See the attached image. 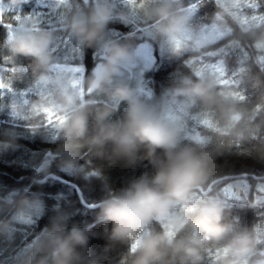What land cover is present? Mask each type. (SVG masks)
Listing matches in <instances>:
<instances>
[{
    "label": "trees",
    "instance_id": "trees-1",
    "mask_svg": "<svg viewBox=\"0 0 264 264\" xmlns=\"http://www.w3.org/2000/svg\"><path fill=\"white\" fill-rule=\"evenodd\" d=\"M0 2L6 3L0 16V264H55L54 253L43 242L50 231L64 235L73 227L82 230L86 243L75 249L72 264H135L138 247L148 234L162 235L173 245L201 241L196 246L198 259L165 246L156 264H264V192L255 188L264 185V0H180L178 7L177 0H107L112 19L91 46L72 37L66 25L74 14L87 13L96 0ZM161 7L168 9V19L187 8L195 10L196 16L191 14L182 31L169 39L159 31L168 19L149 16ZM44 32L53 37L46 71L33 58L12 51V41L19 34ZM144 44L151 47L154 62L141 70L143 76L134 65L121 64L103 92L88 87L90 77L106 62V45L125 46L132 52ZM52 65L80 66L83 74L52 72ZM65 74L80 81L72 87ZM44 77L51 81H43ZM184 80L213 81L217 85L211 90L214 103H190L178 94ZM123 86L161 122L176 129L174 153L190 151L206 161V179L192 189L188 204H174L163 221L151 220L128 239L117 241L110 238L111 223L98 220L99 207L85 208L77 191L85 204L96 205L142 177L151 180L169 161V154L159 149L149 158L141 146L129 160L114 155L111 144L100 156L87 144L101 123L113 127L124 122L128 103L110 98L113 89ZM50 87L52 97L45 94ZM31 88L41 90L34 98L38 107L54 106L57 112L38 111L31 124L7 119L17 113L9 101L20 100V92ZM105 109L108 116L98 122L97 115ZM78 112L87 117V131L76 141L80 145L76 170L65 172L57 167L58 149L70 139L64 124ZM46 151L57 157L37 174L35 168ZM233 181L248 183V191L236 188L237 200L223 191ZM208 187V195H202ZM21 200L39 201L42 210L17 217ZM209 204L220 208L216 222L222 230L219 239L209 238L205 230H193L185 222L193 210ZM242 241L247 243L248 255L237 260L228 249Z\"/></svg>",
    "mask_w": 264,
    "mask_h": 264
},
{
    "label": "clouds",
    "instance_id": "clouds-1",
    "mask_svg": "<svg viewBox=\"0 0 264 264\" xmlns=\"http://www.w3.org/2000/svg\"><path fill=\"white\" fill-rule=\"evenodd\" d=\"M112 15L107 0H96V4L87 13L74 14L66 27L80 43L91 46L100 39ZM149 16L165 20L168 19L169 12L167 8L161 7ZM182 29L183 21L174 18L168 19V23L159 31L162 36L171 39ZM52 42L53 37L46 32L35 35L22 33L12 41V51L33 58L39 67L46 71L50 62L48 53ZM105 50L106 62L100 72L94 73L88 81V87L95 92H103L119 66L132 59L131 51L125 46L106 45ZM213 87L214 82L211 80L205 83L184 80L183 85L176 91L190 103L200 102L205 106H211L214 103L211 95ZM110 98L117 102H127L128 111L121 125L105 127L101 123L96 134L86 141L89 147L95 150L96 155H103V149L107 144L112 145L114 155L129 160L134 158L141 146L147 149L149 158L157 149L169 154L168 164L160 168L151 180L142 177L118 195L100 202L98 220L111 223V239L124 241L151 220H162L172 205L185 203L192 189L199 187L206 179V161L190 151L174 153L177 147L176 129L161 122L137 102L129 88L113 89ZM108 114L107 109L100 112L97 121L102 122ZM63 127L65 135L70 139L58 149L57 167L65 172H74L80 147L76 141L86 135L87 117L83 112L74 113ZM48 166L47 162H42L40 170L46 171ZM39 210H42L39 201L21 200L17 203L16 215L21 217ZM219 218L220 209L209 204L193 210L185 222L190 223L193 230L204 229L209 233V238L219 239L222 231L216 226ZM56 227L54 224L53 229ZM43 243L54 253L55 264H72L75 249L85 245L86 237L82 230L73 227L64 235L58 234L55 230L50 231ZM200 243L199 240H191L187 244L173 245L162 235L148 234L138 247L135 264H156L162 257L161 248L165 246L171 247L174 253L183 252L186 256L198 259L196 246ZM228 250L237 260L246 257L249 251L243 241Z\"/></svg>",
    "mask_w": 264,
    "mask_h": 264
},
{
    "label": "rangeland",
    "instance_id": "rangeland-1",
    "mask_svg": "<svg viewBox=\"0 0 264 264\" xmlns=\"http://www.w3.org/2000/svg\"><path fill=\"white\" fill-rule=\"evenodd\" d=\"M86 3L89 0H84ZM93 2L95 0H92ZM174 1V0H173ZM180 0H177V7L179 6ZM6 9V6L4 4H2L0 2V16L2 14V12ZM189 10V11H187ZM185 12H183L180 16H174V18H179L183 21V24H185V22H187L188 20H190L191 18V14H193L194 16H196V12L195 10L192 9H188ZM189 13L188 19L186 20L184 17L187 16V13ZM173 18V19H174ZM132 59L129 62L123 63L126 66H130V65H134V67H136L137 69V73H141L143 76V73L141 72L142 69H144L145 67H150L152 66L153 62H154V57H153V53H152V49L149 45L144 44L139 46L138 48H136L135 50H133L132 52ZM52 72H65V71H70L72 73H76L78 76L83 74V69L80 66H61V65H52L49 68ZM99 70V69H98ZM0 71H1V67H0ZM100 72V70H99ZM98 72V73H99ZM67 76V80L70 83V86H74V84H77L78 77L76 76H72L70 74H65ZM55 77V75L53 76ZM43 81H47L50 82L51 78L50 77H44ZM61 85V84H60ZM47 87V85H46ZM0 88H1V75H0ZM65 88L67 89L68 86H65ZM51 87L45 91L46 96H53V94L50 92ZM36 91H41L39 90V88H31L28 90H22L20 93H22L21 95V99H11L9 101V106L11 107L12 110H14L17 113H14L13 115L10 114L9 115V120H12L13 122L16 121V123H21V124H31V123H35L36 121H32V118L34 117V115L38 112V111H45V113H50L53 114L55 112H57V109L54 108V106L51 107H38L36 105V103L34 102V98L37 95ZM3 94V93H2ZM2 97L1 93H0V98ZM169 120V119H168ZM39 121V120H38ZM166 124V123H165ZM244 187V191H248V183L245 181H233L232 183L226 185L223 187V191H225V194L227 195L228 198H234V199H238L240 198V196L235 193V191L237 190L236 188H242ZM257 190L260 189L262 192H264V185L262 186V184H258L255 187ZM236 189V190H235ZM263 199H264V195H262ZM189 200V198L187 199ZM135 245H133V249L135 250Z\"/></svg>",
    "mask_w": 264,
    "mask_h": 264
},
{
    "label": "bare ground",
    "instance_id": "bare-ground-1",
    "mask_svg": "<svg viewBox=\"0 0 264 264\" xmlns=\"http://www.w3.org/2000/svg\"><path fill=\"white\" fill-rule=\"evenodd\" d=\"M140 1V0H139ZM72 2V1H71ZM258 2V1H257ZM262 2H263V0H262ZM10 3V2H9ZM16 3V2H15ZM22 3V2H21ZM20 3V4H21ZM26 2H24V4H25ZM241 3V2H240ZM264 3V2H263ZM4 4H6V3H4ZM262 6V5H261ZM45 7V6H44ZM43 8V7H42ZM39 9V8H38ZM76 9V8H75ZM74 9V10H75ZM257 9H259V8H257ZM264 8H262V11H264L263 10ZM17 10V9H16ZM32 10V9H31ZM33 10H34V8H33ZM46 10V9H45ZM8 11V10H7ZM47 11V10H46ZM251 11V10H250ZM253 11V10H252ZM10 12V11H9ZM237 12V11H236ZM247 12H249V11H247ZM246 12V13H247ZM35 13V12H34ZM54 13V12H53ZM52 13V14H53ZM256 13V12H255ZM11 14V13H10ZM6 15V14H5ZM14 15V14H13ZM50 16V15H49ZM56 16H57V14H56ZM2 17V16H1ZM19 17V16H18ZM54 17V16H53ZM24 18V17H23ZM22 19V18H21ZM54 19V18H53ZM264 19V18H263ZM3 20H4V17H3ZM2 20V21H3ZM13 20V19H12ZM6 22V21H5ZM21 22V21H20ZM47 22H48V20H47ZM17 25H18V23H17ZM44 26V25H43ZM50 26V25H49ZM52 26H55V25H52ZM57 26V25H56ZM3 30V29H2ZM9 30V29H8ZM52 31V30H51ZM28 32V31H27ZM63 33H65V32H63ZM4 34H5V32H4ZM56 35V34H55ZM61 35V34H60ZM72 37H74V36H72ZM62 40V39H61ZM247 41V40H246ZM69 42V41H68ZM100 42V41H99ZM66 43V42H65ZM10 44H11V42H10ZM69 44V43H68ZM78 44V43H77ZM1 46V45H0ZM6 46V45H5ZM7 47V46H6ZM82 47V46H81ZM250 47V46H249ZM10 48V47H9ZM102 48V47H101ZM3 49V48H2ZM74 49V48H73ZM251 49V48H250ZM70 50V49H69ZM5 51V50H4ZM62 51V50H61ZM85 52V51H84ZM231 53V52H230ZM16 54V53H15ZM59 54V53H58ZM222 54V53H221ZM232 54V53H231ZM237 54V53H236ZM235 54V55H236ZM52 55V54H51ZM224 55H225V53H224ZM15 56V55H14ZM20 56V55H19ZM75 56V55H74ZM78 56V55H77ZM240 56V55H239ZM238 56V57H239ZM2 57V56H1ZM18 57V56H17ZM226 57V56H225ZM235 57V56H234ZM237 57V56H236ZM235 57V58H236ZM30 58V57H29ZM76 58V57H75ZM66 59V58H65ZM77 59V58H76ZM226 59V58H225ZM234 58H233V56H232V60H233ZM234 60H236V59H234ZM5 61V60H4ZM230 61H231V59H230ZM240 61V60H239ZM244 61V60H243ZM246 61V60H245ZM33 62H34V60H33ZM36 62V61H35ZM229 62V61H228ZM233 62V61H232ZM233 63H235V62H233ZM230 64V63H229ZM219 65V64H218ZM234 65H236V64H234ZM35 67V66H34ZM40 68V67H39ZM215 70V69H214ZM216 71V70H215ZM221 72V71H220ZM218 73V72H217ZM248 73V72H247ZM9 74V73H8ZM11 74H13V73H11ZM228 74H229V72H228ZM218 75V74H217ZM204 76V75H203ZM214 76H215V74H214ZM216 77V76H215ZM226 77V76H225ZM224 77V78H225ZM246 77V76H245ZM223 78V77H222ZM221 79V78H220ZM215 86V85H214ZM217 86V85H216ZM215 86V87H216ZM219 86V85H218ZM124 87V86H123ZM221 88V87H220ZM228 92V91H227ZM227 92H226V94H227ZM91 94V93H90ZM220 94V93H219ZM219 96V95H218ZM220 97H222V96H220ZM222 100V99H221ZM78 102V101H77ZM76 104H78V103H76ZM192 105V104H191ZM190 105V106H191ZM103 106V105H102ZM111 106H113V105H111ZM104 107H105V105H104ZM108 109H110V108H108ZM118 111V110H117ZM118 113V112H117ZM121 117V116H120ZM1 118V117H0ZM6 121V120H5ZM4 120H3V122H5ZM107 122V121H106ZM8 123V122H7ZM3 124V123H2ZM5 124V123H4ZM0 126H1V123H0ZM108 126V125H107ZM5 133V132H4ZM5 134H7V133H5ZM12 134V133H11ZM198 134V133H197ZM2 135V134H1ZM9 135V134H8ZM17 135V134H16ZM3 136V135H2ZM21 136V135H20ZM13 137V136H12ZM11 137V138H12ZM17 137H19V134L17 135ZM21 138V137H20ZM192 138V137H191ZM2 139V138H1ZM14 139V138H13ZM23 139V138H22ZM68 139V138H67ZM12 140V139H11ZM17 140H18V138H17ZM10 141V140H9ZM22 141V140H21ZM61 141V140H60ZM58 142V141H57ZM17 143V142H16ZM53 143H55L54 141H53ZM6 144H8V143H6ZM6 145H4V147H5ZM9 146V145H8ZM21 146V145H20ZM14 147V146H13ZM13 147H11V148H13ZM10 148V146L8 147V148H6V150H8ZM16 147H14V149H15ZM19 148H21V147H19ZM1 149V148H0ZM22 149V148H21ZM13 150V149H12ZM16 150H18V148H16ZM23 150V149H22ZM21 150V151H22ZM1 151V150H0ZM26 151V150H25ZM13 152V151H12ZM14 152H16V151H14ZM19 152V151H18ZM22 152H24V151H22ZM8 153V152H7ZM6 153V154H7ZM9 153H11V152H9ZM8 153V154H9ZM26 153H27V151H26ZM3 154V153H2ZM2 154H0V155H2ZM13 155V154H12ZM16 155V154H15ZM22 156V155H21ZM2 157V156H1ZM24 159V158H23ZM1 161V160H0ZM20 161V160H19ZM22 162V161H21ZM19 163V162H18ZM3 166V165H2ZM15 167V166H14ZM14 167H11V168H14ZM19 167H20V164H19ZM8 168H10V167H8ZM25 168V167H24ZM20 169H22V168H20ZM29 169V168H28ZM17 170H19V169H17ZM24 170V169H23ZM13 171V170H12ZM22 171V170H21ZM51 174V173H50ZM37 175V174H36ZM263 178V177H262ZM262 182V181H261ZM14 183V182H13ZM57 187V186H56ZM12 189V188H11ZM59 189V188H58ZM236 190V189H235ZM241 190V189H240ZM1 193V192H0ZM5 193V192H4ZM242 193V192H241ZM241 193H239V194H241ZM258 193V192H257ZM57 196H59V195H57ZM7 197V196H6ZM61 198V197H60ZM191 198V197H190ZM208 200V199H207ZM204 201H205V199H204ZM209 201V200H208ZM200 202V201H199ZM254 202V201H253ZM258 202V201H257ZM186 203H187V201H186ZM191 203V202H190ZM202 203V202H201ZM188 204V203H187ZM192 204V203H191ZM206 204V203H205ZM252 205V204H251ZM173 206V205H172ZM178 206V205H177ZM200 206V205H199ZM219 207V206H218ZM262 207V206H261ZM183 208V207H182ZM220 209V208H219ZM261 209V208H260ZM170 210V209H169ZM172 210V209H171ZM223 210V209H222ZM186 212V211H185ZM178 213V212H177ZM177 220V219H176ZM162 221H163V219H162ZM154 222V221H153ZM152 222V223H153ZM172 223V222H171ZM223 228V227H222ZM154 229V228H153ZM201 230V229H200ZM204 230V229H203ZM174 231V230H173ZM6 233V232H5ZM13 235V234H12ZM257 236V235H256ZM264 236V235H263ZM255 237V236H254ZM205 239V238H204ZM200 241V240H199ZM256 241H258V240H256ZM247 244V243H246ZM252 246V245H251ZM206 249V248H205ZM257 252V251H256ZM46 259V258H45ZM242 259V258H241ZM240 259V260H241ZM237 262V261H236ZM215 263V262H214ZM228 264V263H227Z\"/></svg>",
    "mask_w": 264,
    "mask_h": 264
},
{
    "label": "built area",
    "instance_id": "built-area-1",
    "mask_svg": "<svg viewBox=\"0 0 264 264\" xmlns=\"http://www.w3.org/2000/svg\"><path fill=\"white\" fill-rule=\"evenodd\" d=\"M56 157H57L56 154L52 153L51 151H46V152L44 153L43 157H42V160H41L40 164L35 168V172H36L37 174H40L41 172H43V171L40 170L41 163H42V162H47L48 165L50 166L51 163L54 161V159H55ZM49 166H48V167H49Z\"/></svg>",
    "mask_w": 264,
    "mask_h": 264
},
{
    "label": "water",
    "instance_id": "water-1",
    "mask_svg": "<svg viewBox=\"0 0 264 264\" xmlns=\"http://www.w3.org/2000/svg\"><path fill=\"white\" fill-rule=\"evenodd\" d=\"M212 185H213V184H212ZM212 185H210V186H212ZM76 189H77V188H76ZM197 190L201 191L200 188H198ZM209 190H210V187H208L205 191H201V194L204 195V196H205V195H208ZM77 194H78V196H79V199H80L82 205H83L85 208H87V209H95V208L99 207L100 203H99V204H96V205H87V204H85V203L82 201V199H81V197H80V193H79L78 191H77Z\"/></svg>",
    "mask_w": 264,
    "mask_h": 264
}]
</instances>
